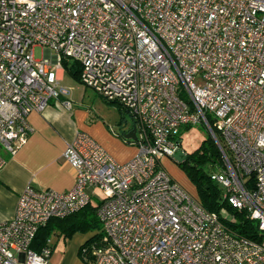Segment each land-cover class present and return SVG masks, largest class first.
Returning a JSON list of instances; mask_svg holds the SVG:
<instances>
[{
  "label": "built area",
  "instance_id": "obj_1",
  "mask_svg": "<svg viewBox=\"0 0 264 264\" xmlns=\"http://www.w3.org/2000/svg\"><path fill=\"white\" fill-rule=\"evenodd\" d=\"M63 58L127 111L137 150L119 163L77 132L62 152L73 185L23 188L0 222V264H48L49 240L31 247L39 227L92 199L100 228L80 247L88 264H264V0H0V170L1 149L14 154L33 130L30 112L51 99L72 108ZM198 122L220 155L210 179L256 222L253 237L224 209L203 208L162 163Z\"/></svg>",
  "mask_w": 264,
  "mask_h": 264
},
{
  "label": "crops",
  "instance_id": "obj_2",
  "mask_svg": "<svg viewBox=\"0 0 264 264\" xmlns=\"http://www.w3.org/2000/svg\"><path fill=\"white\" fill-rule=\"evenodd\" d=\"M59 74L62 83L64 70L60 69ZM67 87L72 89V86ZM72 104V108L67 109L51 99L43 111L30 112L28 121L33 130L25 143L12 155L1 149L6 161L0 170V222L14 215L18 195L27 184L55 190H66L73 185L75 172L62 157V152L77 132L90 135L119 163L136 153V141L124 137L134 121L130 115L131 122L126 121L124 114L127 111L118 103L121 113L112 124L102 116L92 118L82 105ZM92 232H74L67 237L58 232L51 233L48 264H88L81 257L80 247Z\"/></svg>",
  "mask_w": 264,
  "mask_h": 264
},
{
  "label": "trees",
  "instance_id": "obj_3",
  "mask_svg": "<svg viewBox=\"0 0 264 264\" xmlns=\"http://www.w3.org/2000/svg\"><path fill=\"white\" fill-rule=\"evenodd\" d=\"M64 72L69 73L73 78L79 81V66L72 59L63 58L61 61ZM189 128L190 126H184ZM181 130L179 139L181 138ZM181 143V140H180ZM214 145V144H213ZM201 146L200 151L186 154L185 158L179 162L186 168L188 176L195 181L200 194V202L203 208L208 211L220 213L226 207V212L232 215L229 221H225L237 233L253 237L256 232V222L248 218L244 211H238L228 205L222 197V189L214 184L210 179V171L208 174L203 173L198 164L210 162V166L214 169L215 164L220 161V155L217 147ZM212 170V169H211ZM98 200L92 199L80 210L68 214L64 217L50 218L43 226L37 230L35 237L31 242V247L40 252L46 245L49 236L53 232L61 233L64 237L72 235L74 232H87L100 228V222L96 216ZM89 240V239H88Z\"/></svg>",
  "mask_w": 264,
  "mask_h": 264
},
{
  "label": "rangeland",
  "instance_id": "obj_4",
  "mask_svg": "<svg viewBox=\"0 0 264 264\" xmlns=\"http://www.w3.org/2000/svg\"><path fill=\"white\" fill-rule=\"evenodd\" d=\"M43 54V48L36 46L34 48V57L39 58ZM199 82V81H198ZM62 84L65 86H72L70 89L69 97L74 103L82 105L85 109L89 110L92 118L99 116L104 117L109 123H114L119 118L121 111L116 103L105 100L103 97L97 95L93 90L85 87L80 81L73 78L69 73H65ZM125 119L128 123L131 122L129 114H124ZM181 144L180 148L185 154H191L193 152L200 151L201 146L206 147L215 146L216 144L212 139L206 126L198 122L197 124L191 125L189 128L183 127L181 130ZM202 150V149H201ZM220 163V161H217ZM162 163L166 168L167 172L171 177L177 181L190 195L199 199V188L195 181L191 180L188 176L186 168L180 163L172 160L169 157H163ZM203 173L208 174L211 169L210 162L198 164ZM216 184V182H213ZM98 198L102 197V194L97 191ZM225 211L226 207L223 208ZM228 211V210H227Z\"/></svg>",
  "mask_w": 264,
  "mask_h": 264
},
{
  "label": "water",
  "instance_id": "obj_5",
  "mask_svg": "<svg viewBox=\"0 0 264 264\" xmlns=\"http://www.w3.org/2000/svg\"><path fill=\"white\" fill-rule=\"evenodd\" d=\"M124 137L136 141L135 127L133 126L126 134H124ZM185 156V152L182 149H178L173 154V160L179 163L185 158Z\"/></svg>",
  "mask_w": 264,
  "mask_h": 264
}]
</instances>
